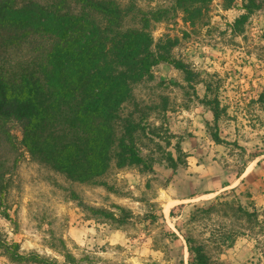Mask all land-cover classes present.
Here are the masks:
<instances>
[{"label": "rangeland", "instance_id": "374dc122", "mask_svg": "<svg viewBox=\"0 0 264 264\" xmlns=\"http://www.w3.org/2000/svg\"><path fill=\"white\" fill-rule=\"evenodd\" d=\"M136 2L150 9L163 0ZM242 4L227 9L212 0L193 24L178 13L152 27L154 44L176 41L171 56L197 76L190 85L181 71L159 64L133 95L142 106L166 104L149 122L180 141L186 167L173 173L159 164L149 172L111 165L95 184L72 182L32 160L11 125L15 146L0 139V157L11 169L0 197V241L54 264H187L191 236L213 264H264V7L234 30ZM24 47H10L9 59L28 61ZM205 96L218 99L224 144L206 132L212 115L200 103ZM141 152L159 156L145 140ZM210 203H218L214 212L197 213ZM239 206L255 213L252 221ZM231 231L238 233L233 240ZM0 264L16 263L0 252Z\"/></svg>", "mask_w": 264, "mask_h": 264}, {"label": "trees", "instance_id": "16d2710c", "mask_svg": "<svg viewBox=\"0 0 264 264\" xmlns=\"http://www.w3.org/2000/svg\"><path fill=\"white\" fill-rule=\"evenodd\" d=\"M211 1L163 0L144 9L136 0H0V139L14 147L11 127L16 125L18 144L32 160L81 184H95L111 165L149 172L159 164L173 173L186 167L188 155L180 141L172 143L174 135L160 133L161 128L149 122L153 112L167 111L166 104L142 106L133 90L150 80L159 64L181 71L190 85L195 81L197 75L171 56L176 41L155 45L151 31L178 13L193 24ZM236 1L243 2L244 10L232 26L239 30L252 12L264 7V0H223L224 7ZM20 45L27 48L28 61L9 59L8 49ZM200 103L212 115L206 127L211 141L224 144L218 132V99L205 96ZM144 140L155 145L158 157L142 154ZM9 170L0 157V197L8 188ZM216 204L197 213H212ZM236 211L249 221L255 217L240 206ZM229 235L233 240L238 233ZM185 243L187 264H213L193 237H185ZM0 252L16 264H54L38 254H21L16 242L0 241Z\"/></svg>", "mask_w": 264, "mask_h": 264}]
</instances>
